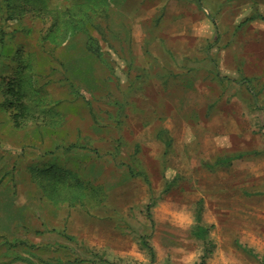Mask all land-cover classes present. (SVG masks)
<instances>
[{
	"label": "rangeland",
	"instance_id": "rangeland-1",
	"mask_svg": "<svg viewBox=\"0 0 264 264\" xmlns=\"http://www.w3.org/2000/svg\"><path fill=\"white\" fill-rule=\"evenodd\" d=\"M161 5L125 2L113 14L119 36L109 28L105 40L91 30L101 56L90 55L86 63L79 59L83 35L70 51L54 47L78 73L74 94L62 86L64 67L42 52L41 20L28 13L6 23L12 51L22 45L35 70L48 75L39 81L48 83V100H62V115L55 116L57 127L30 121L16 128L0 107V264H197L203 246L190 230L198 209L213 224L216 246L207 264H260L239 244L264 256L263 164L255 162L254 183L243 190L241 176L222 186L228 172L216 171L207 157L228 145L257 151L264 109L255 99L251 107L245 101L243 76L151 69V54L164 56L161 45L141 36L129 42L128 33L150 31V12L164 20ZM12 56L1 58L0 73L17 65ZM219 131L229 139L214 138ZM166 138L171 146L164 153ZM72 143L77 147L67 150Z\"/></svg>",
	"mask_w": 264,
	"mask_h": 264
},
{
	"label": "crops",
	"instance_id": "crops-1",
	"mask_svg": "<svg viewBox=\"0 0 264 264\" xmlns=\"http://www.w3.org/2000/svg\"><path fill=\"white\" fill-rule=\"evenodd\" d=\"M125 2L128 0H120L109 8L108 26L113 33V14L120 13ZM161 3L160 10L166 13L164 20H159L157 13L152 19L153 12H150V31L131 30L128 33L129 42L141 36L145 42L151 40L154 45H161L164 56L160 57L156 51L152 53L151 69L167 68L175 74L191 70L210 77L219 74L231 80L243 76L249 86L244 89L245 101L250 102L251 107L255 99L264 109V0H161ZM116 25L119 27V23ZM115 34L119 36V32ZM214 134V138L229 139L226 132ZM262 138L263 143L257 151L254 147L232 151L228 145L216 155L207 157L216 171L228 172L231 179H225L222 186L232 187L230 182L241 176L240 186L248 189L245 186L254 183L255 162L263 164L258 171L262 175L258 177V185L264 186V131ZM230 156L232 158L227 159ZM219 158L222 163L215 164Z\"/></svg>",
	"mask_w": 264,
	"mask_h": 264
},
{
	"label": "trees",
	"instance_id": "trees-1",
	"mask_svg": "<svg viewBox=\"0 0 264 264\" xmlns=\"http://www.w3.org/2000/svg\"><path fill=\"white\" fill-rule=\"evenodd\" d=\"M67 1L69 3L60 8L52 5L49 0H0V62L1 58H7L10 52L13 55V62H17L10 73H0V94L2 96L0 107L9 112L11 122L16 128L24 127L30 121L36 122L38 125L57 127L60 123L56 117L62 115L58 106L62 104V100L53 102L47 99L45 85L48 83L47 81L40 83L39 79L48 78V75L42 74L40 70H35L29 53L24 51L22 45H18L12 51V45L7 41V37L12 34L6 30V23L9 20L18 19L28 13L41 20L43 25L40 29L42 52L49 53L64 67L62 86H66L71 94L77 91L73 76L78 73L71 71L68 62L61 58L58 59L54 53V47L61 46L70 51L72 47L78 46L77 43H74V39L83 35L84 37H81L84 44L83 47L80 46L83 55L79 59L86 63L87 57L89 58L90 55L101 56L99 40L92 35L91 30H96L101 38L107 40L109 7L113 0ZM47 42L52 44L50 49L46 47ZM22 54H26V56L24 57ZM164 131L166 130H161L158 134ZM164 144V153H167L171 146V139L166 138ZM75 147L77 145L72 143L66 149L70 150ZM80 149H85V147H80ZM91 151L99 154L95 148H92ZM219 162L222 163L220 158L215 164H220ZM212 228L213 224H206L203 221L202 210L198 209L190 230L191 235L201 241L203 246V253L197 264H207V259L215 249L216 244L210 235ZM4 244L7 247H12L16 243L6 241ZM141 245L149 253L151 261L155 262V251L146 238H142ZM239 247L249 253L257 262L264 264V256L260 257L253 249L242 244H239Z\"/></svg>",
	"mask_w": 264,
	"mask_h": 264
}]
</instances>
